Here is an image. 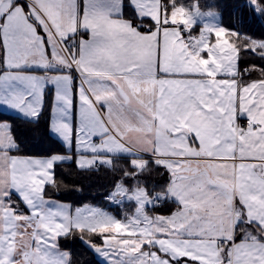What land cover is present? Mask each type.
I'll use <instances>...</instances> for the list:
<instances>
[{
	"label": "crops",
	"instance_id": "crops-1",
	"mask_svg": "<svg viewBox=\"0 0 264 264\" xmlns=\"http://www.w3.org/2000/svg\"><path fill=\"white\" fill-rule=\"evenodd\" d=\"M29 1L10 0L31 9L27 16L19 8L12 13L27 37L22 67L12 71L34 86L14 80L0 89V112L36 121L39 91L45 89L44 109L52 89L50 133L69 156H16L12 127L0 123V264H45L33 263L35 254L49 252L51 264H69L57 239L73 229L101 234L99 246L88 245L103 264H220L221 256L229 264L234 230L245 251L233 248L232 264H264L257 243V237L264 241V81H242L239 50L222 18L215 34L210 21L186 20L192 13L197 19L196 8L203 11L196 0H76L79 14L64 0ZM86 2L90 13L102 11L106 20L86 17ZM0 5L9 7L5 0ZM127 5L137 23L126 16ZM165 17L190 28V38L163 27ZM4 30L11 35V25ZM70 40L78 48L69 54L61 44ZM74 155L76 161L99 159L83 169L118 158L143 168L163 165L172 177L165 198L174 212L147 214L152 199L122 184L112 202H134L146 212L126 227L99 207L46 199L55 165ZM45 204H51V216L43 212Z\"/></svg>",
	"mask_w": 264,
	"mask_h": 264
},
{
	"label": "trees",
	"instance_id": "trees-1",
	"mask_svg": "<svg viewBox=\"0 0 264 264\" xmlns=\"http://www.w3.org/2000/svg\"><path fill=\"white\" fill-rule=\"evenodd\" d=\"M194 1V0H193ZM203 11L221 14L222 26L231 40L237 43L241 79L245 82L264 81V54L254 52L249 45L254 40L264 41V0H196ZM256 5V6H254ZM126 16L137 23L130 8L125 7ZM53 111V91L45 96V106L36 121L21 119L0 112V123L12 127L17 149L14 154L28 158H47L55 155L69 156L65 146L50 133ZM76 155V154H75ZM75 155L70 162L58 163L54 167V181L45 187L46 199L68 203L73 208L91 205L112 214L118 220H128L137 210L134 202L116 203L106 201L119 184L134 189L141 181L152 194L159 193L163 200L159 207L149 206L151 214L170 215L176 206L168 202L165 194L172 181L170 172L159 163L150 162L144 169L131 165L129 159H114L110 166L83 169L76 164ZM142 172H145L144 175ZM128 175H133L128 178ZM241 234L238 232L237 236ZM99 246L102 236L98 232L71 230L57 239L59 249L69 255V264H103L88 245Z\"/></svg>",
	"mask_w": 264,
	"mask_h": 264
},
{
	"label": "snow or ice",
	"instance_id": "snow-or-ice-1",
	"mask_svg": "<svg viewBox=\"0 0 264 264\" xmlns=\"http://www.w3.org/2000/svg\"><path fill=\"white\" fill-rule=\"evenodd\" d=\"M5 3H9V7L7 10L3 8V5H0V31H4V35L0 36V45H2L3 47V52L2 54H0L3 56V70L0 71V89H4L12 85V82L14 80L20 83H28L29 86H34V82L28 81L22 75H18L17 72L12 71L13 69H20L22 67V64L27 55V48H26L27 37L23 34L22 22L18 19L14 20L12 13L15 12L17 8H19V10L25 12V15L27 16L28 12H30L31 9L28 7L27 4L11 3L10 0H5ZM64 3H66L70 7L73 13L79 14V6L76 3V0H64ZM90 7L91 5L86 2L85 10H84V15L86 17L98 21L106 20L105 13L99 10H97L94 13H90L89 11ZM5 25H11V35H9L8 31L4 30ZM36 35H39V33H36ZM41 40H43V37H41ZM44 91L45 89L41 88L38 94V99L40 103V112L43 111ZM16 98L18 100L24 101L25 103H28V96H25L23 93H18ZM38 116L39 113H37V118ZM260 226L264 228V224H261ZM227 243L228 242L226 241V244ZM240 243H241V247H238L236 243V235L234 230L231 239V247L227 248V254L229 256V264H232L231 256H232L233 248H237V251L240 253L245 251L244 247H242V245L245 244V241L241 239ZM257 243L261 245L262 250H264V241H260L259 238L257 237ZM219 259H220V264H223V257L221 256L219 257Z\"/></svg>",
	"mask_w": 264,
	"mask_h": 264
},
{
	"label": "rangeland",
	"instance_id": "rangeland-1",
	"mask_svg": "<svg viewBox=\"0 0 264 264\" xmlns=\"http://www.w3.org/2000/svg\"><path fill=\"white\" fill-rule=\"evenodd\" d=\"M195 13H197L198 17H196L197 19H195L193 17V13L192 15H187L186 16V20L190 23L192 22H198V23H203L205 21H210V25L214 26V29H213V33L215 34H219V30L222 31V26H221V14L217 13V12H203L201 10H198V8H196L195 10ZM209 17V18H207ZM171 20H173L171 18ZM175 22H179V21H175ZM210 25H208L207 27H210ZM192 29V28H191ZM219 29V30H218ZM226 31V29H225ZM204 33H209L210 31L209 30H203ZM231 42L233 43V48L237 51L238 49V45L236 42H234L233 40H231ZM237 48H235V47ZM249 48L251 50H253L254 52H261L264 54V41H260V40H254L253 42H251V44L249 45ZM230 58V62H232V64L234 65L235 62H236V59H235V54L233 57H229ZM225 59V63H227L228 59L227 57L224 58ZM98 130H100V128H97ZM100 137L99 136H96V137H92V145L96 146V144H94V140L95 139H99ZM73 159V158H72ZM99 161V159H97L96 157H86V158H83V159H77L76 161V164L78 165V167L82 168H86V167H91V166H94L96 164V162ZM143 166V163L142 165H138L137 169H140L141 167ZM143 168V167H142ZM144 171H145V168H143ZM143 175L145 172H142ZM133 175H128L127 177L130 178L132 177ZM137 185L135 187V189H142V191H144L146 193V195L148 196L149 199H152V204L154 206H157L159 207L161 205V203L163 202V200H160L162 195L159 194V193H156V194H152L151 192H149L145 187L144 185L142 184L141 181L137 182ZM119 192V191H117ZM160 201L161 203H159L158 201ZM106 201H109V199L106 198ZM111 202V201H110ZM68 204V203H67ZM70 207H72L70 204H69ZM69 207V208H70ZM71 209V208H70ZM145 210V209H144ZM147 212V214L150 212L148 210V208L145 210ZM43 212L45 213V215L47 216H51V204H45V206L43 207ZM136 212V213H135ZM131 217L129 219H131L135 214H138V213H141L140 215H142L143 213H146V212H143V210L141 209V211L137 210L135 211ZM143 212V213H142ZM112 215V214H111ZM113 216V215H112ZM114 217V216H113ZM98 219V217H96ZM115 218V217H114ZM116 219V218H115ZM128 219V220H129ZM118 220V219H117ZM120 222H123L125 224V227L127 225V220L125 221H121ZM37 261H44L45 264H51V252L49 253H46V255L42 254V253H36L35 254V258H34V262L33 263H36Z\"/></svg>",
	"mask_w": 264,
	"mask_h": 264
},
{
	"label": "built area",
	"instance_id": "built-area-1",
	"mask_svg": "<svg viewBox=\"0 0 264 264\" xmlns=\"http://www.w3.org/2000/svg\"><path fill=\"white\" fill-rule=\"evenodd\" d=\"M25 3H31L29 0H19ZM163 27H168V28H172V29H176L178 31L181 32L183 38L185 40H188L191 36V30L190 28H188L186 25H183V23L181 22H175L173 20H171L170 17H165L163 20ZM145 30H151L152 27H150L149 25L144 26ZM61 46L63 47V49L70 54V52L76 51L78 48V43L76 40H70L67 41L65 44H61ZM70 65H72V67H76V63L72 62L71 59H69ZM243 130H247V127L244 125L243 126ZM107 199H109V201H111V197H107ZM226 243V242H225Z\"/></svg>",
	"mask_w": 264,
	"mask_h": 264
}]
</instances>
